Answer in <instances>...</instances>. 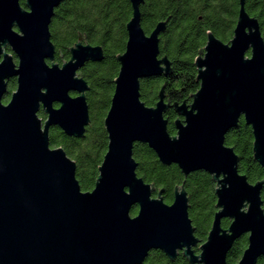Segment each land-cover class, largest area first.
Returning <instances> with one entry per match:
<instances>
[{
	"label": "water",
	"instance_id": "water-1",
	"mask_svg": "<svg viewBox=\"0 0 264 264\" xmlns=\"http://www.w3.org/2000/svg\"><path fill=\"white\" fill-rule=\"evenodd\" d=\"M63 1L24 0L22 6L0 0V264H142L154 250L171 261L181 251L189 264H227L244 235L248 244L237 264H257L264 258V179L248 183L238 156L224 144L242 118L251 129L253 160L264 170V40L246 0H238L229 43L207 34L194 61L199 89L191 102H165L162 87L153 107L141 102L140 82L172 74L159 50L167 22L147 35L144 0H129L127 41L116 57L119 72L103 121L107 150L91 192L81 191L76 165L63 149L49 144L54 127L84 137L89 87L79 71L104 59L100 46L79 35L68 61L55 63L49 28ZM11 78L16 89L3 105ZM170 109L178 117L174 136L164 117ZM135 144L146 145L161 165L177 166L185 179L204 172L215 184L216 212L198 255L184 182L174 188L172 203H164L163 190L136 175ZM225 219L230 224L223 229Z\"/></svg>",
	"mask_w": 264,
	"mask_h": 264
},
{
	"label": "trees",
	"instance_id": "trees-1",
	"mask_svg": "<svg viewBox=\"0 0 264 264\" xmlns=\"http://www.w3.org/2000/svg\"><path fill=\"white\" fill-rule=\"evenodd\" d=\"M20 4L24 6V0H20ZM238 9V0H144L140 6L141 27L147 35L159 22H167L165 32L159 37V50L160 57L166 56L172 69L168 78H149L140 82V100L146 107L156 104L162 87L166 102H191V96L199 89L194 61L206 45L207 34L211 33L219 41L229 43ZM245 11L258 21L264 40V0H246ZM131 14L129 0H64L54 11L49 28L55 48V63L59 65L68 61V50L77 42L79 35L84 37L87 44L100 46L103 50L101 63H88L79 71V76L89 87L85 97L90 124L84 137H67L56 127L49 131L50 147L62 148L75 163L76 180L82 192L93 190L98 167L107 150L103 121L114 91L113 81L119 72L116 57L125 50V27ZM14 88V84L10 86V90ZM44 117L39 112V118ZM164 117L168 119L169 135L174 136L176 130L173 123L177 115L170 109ZM224 144L238 156V172L246 177L248 183L255 184L264 179V170L253 160L250 127L241 121L236 129L225 135ZM133 158L137 163V177L146 184H154L157 190H163L162 199L166 204L172 203L174 188L184 182L194 235L199 240V246L203 244L216 212L215 184L211 177L204 172H195L185 179L177 166L161 165L154 152L142 144L134 145ZM261 198L264 209V188ZM136 214L137 209L133 208L131 216ZM229 224L228 220H222L221 227L226 229ZM247 244V235L237 240L228 253L227 264H237ZM149 261L153 264L168 262L161 253H156ZM177 262L187 264L184 259ZM257 264H264V258Z\"/></svg>",
	"mask_w": 264,
	"mask_h": 264
},
{
	"label": "flooded vegetation",
	"instance_id": "flooded-vegetation-1",
	"mask_svg": "<svg viewBox=\"0 0 264 264\" xmlns=\"http://www.w3.org/2000/svg\"><path fill=\"white\" fill-rule=\"evenodd\" d=\"M82 38H83V42H85V39H84V37L82 36ZM207 41V40H206ZM223 43V42H222ZM224 44H227V43H224ZM6 52H8L9 54H11L10 53V51H9V49L7 48V50H6ZM16 61V60H15ZM88 64V63H87ZM86 65V64H85ZM15 85V88H14V90H10V86L11 85ZM16 79L15 78H11V79H9L8 81H7V93L3 96V98H2V104L3 105H7L8 103H9V101H10V97H11V94L15 91V89H16ZM75 96V95H74ZM166 102V101H165ZM55 107H58V106H55ZM244 122L243 121V119L241 118L240 120H239V122H238V124L240 123V122ZM236 129V128H235ZM233 130V129H232ZM198 247H199V245L197 246V249H198ZM194 251H195V253L198 255L199 254V250H197L196 251V248H194ZM156 253H161L166 259H167V264H183V263H179V262H177V260H179V259H184V261H186V263L187 264H189V262H188V260L183 256V254H182V252L181 251H179L178 253H177V256H176V258L173 260V261H171V260H169L162 252H160V251H151V252H149V254H148V256L146 257V259L144 260V262L142 263V264H153V262L152 261H149L150 259H152V258H154L155 257V254ZM227 257H228V255H227Z\"/></svg>",
	"mask_w": 264,
	"mask_h": 264
},
{
	"label": "rangeland",
	"instance_id": "rangeland-1",
	"mask_svg": "<svg viewBox=\"0 0 264 264\" xmlns=\"http://www.w3.org/2000/svg\"><path fill=\"white\" fill-rule=\"evenodd\" d=\"M41 119H42V121H43V120H45V117H44V118H41Z\"/></svg>",
	"mask_w": 264,
	"mask_h": 264
}]
</instances>
